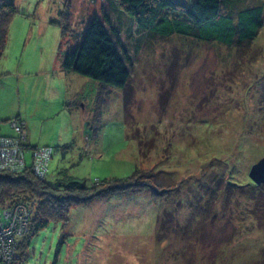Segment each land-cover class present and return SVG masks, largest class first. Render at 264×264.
Instances as JSON below:
<instances>
[{"label":"rangeland","instance_id":"obj_1","mask_svg":"<svg viewBox=\"0 0 264 264\" xmlns=\"http://www.w3.org/2000/svg\"><path fill=\"white\" fill-rule=\"evenodd\" d=\"M234 1L264 9V0ZM15 4L0 58L3 134L18 119L32 145L51 146L49 180L63 166L94 185L141 170L148 175L138 180L152 185L72 206L15 264H264V220L244 221L264 211V187L248 174L264 155V22L251 45L228 48L177 34L151 39L114 0ZM103 7L133 57L127 103L122 88L61 66ZM85 117L94 120L82 137ZM165 210L177 214L173 238L168 226L157 232ZM242 227L250 231L229 245Z\"/></svg>","mask_w":264,"mask_h":264},{"label":"trees","instance_id":"obj_2","mask_svg":"<svg viewBox=\"0 0 264 264\" xmlns=\"http://www.w3.org/2000/svg\"><path fill=\"white\" fill-rule=\"evenodd\" d=\"M114 1L134 20L137 29L151 39L177 34L205 42L216 41L217 44L228 48H245L255 41L264 22V9L261 3L239 7L234 0H191L189 3L180 0ZM15 3L16 0H0V58L7 43L10 22L17 11ZM102 9L101 16L95 15L90 19L82 40L66 50L61 66L63 70L74 71L102 84L122 88L123 99L127 103L131 96L129 82L132 76L133 57L129 50L120 45V29L111 19L110 13L104 7ZM58 23L62 25V21ZM101 114L102 109L95 110V119L99 122ZM5 135L14 136L16 131L13 129V134ZM35 146H28L25 142L26 149ZM66 169L64 167L58 170L51 180L48 177H37L28 163L18 173L0 171V208L22 201L30 210V227L19 245V256L13 264L25 258L32 237L42 228L51 221L66 222L72 206L88 203L94 198H108L122 191L152 186L148 182L138 180L140 175H148L141 170H136L123 178H112L94 185L70 175ZM254 183L260 190L263 189L264 183L257 184L255 181ZM249 184L251 183H246L247 186ZM235 185L240 187L242 184ZM167 190L173 189L169 187ZM165 211L157 216V232L159 237L166 233L172 237L179 234L177 233L179 221L177 217H173V214L177 216L173 210L174 213L167 211L172 215L171 218H166V222L163 216ZM175 218L176 230L173 225ZM255 218L257 221L264 220V211L262 216L252 211L247 214L244 221ZM248 231H250L248 228L242 227L229 245L237 243ZM164 232L165 234H162ZM179 240L186 242L181 238Z\"/></svg>","mask_w":264,"mask_h":264},{"label":"built area","instance_id":"obj_3","mask_svg":"<svg viewBox=\"0 0 264 264\" xmlns=\"http://www.w3.org/2000/svg\"><path fill=\"white\" fill-rule=\"evenodd\" d=\"M24 122L10 121L16 135L9 136L0 129V171L20 172L27 164L25 157L26 131ZM53 154L50 146L32 147L28 164L33 173L44 178L49 173V162ZM30 227V210L26 203L19 201L0 208V264H13L18 258L19 245Z\"/></svg>","mask_w":264,"mask_h":264},{"label":"water","instance_id":"obj_4","mask_svg":"<svg viewBox=\"0 0 264 264\" xmlns=\"http://www.w3.org/2000/svg\"><path fill=\"white\" fill-rule=\"evenodd\" d=\"M248 174L257 184L264 183V155L252 164Z\"/></svg>","mask_w":264,"mask_h":264},{"label":"crops","instance_id":"obj_5","mask_svg":"<svg viewBox=\"0 0 264 264\" xmlns=\"http://www.w3.org/2000/svg\"><path fill=\"white\" fill-rule=\"evenodd\" d=\"M93 120L94 119L92 117H85L83 120H81V123L85 124V128L81 131L82 137H83V135H87L85 133V129L87 128V126L92 124ZM26 143H27L28 146H35V145H32L27 139H26ZM62 168H64V167L60 166V167H58L57 170L62 169Z\"/></svg>","mask_w":264,"mask_h":264},{"label":"bare ground","instance_id":"obj_6","mask_svg":"<svg viewBox=\"0 0 264 264\" xmlns=\"http://www.w3.org/2000/svg\"><path fill=\"white\" fill-rule=\"evenodd\" d=\"M29 160H30V159H29ZM29 160H28V161H29Z\"/></svg>","mask_w":264,"mask_h":264},{"label":"clouds","instance_id":"obj_7","mask_svg":"<svg viewBox=\"0 0 264 264\" xmlns=\"http://www.w3.org/2000/svg\"><path fill=\"white\" fill-rule=\"evenodd\" d=\"M27 133V132H26Z\"/></svg>","mask_w":264,"mask_h":264}]
</instances>
